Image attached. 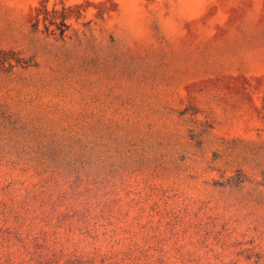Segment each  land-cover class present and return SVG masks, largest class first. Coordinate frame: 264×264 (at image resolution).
<instances>
[{
  "label": "rangeland",
  "instance_id": "obj_1",
  "mask_svg": "<svg viewBox=\"0 0 264 264\" xmlns=\"http://www.w3.org/2000/svg\"><path fill=\"white\" fill-rule=\"evenodd\" d=\"M0 264H264V0H0Z\"/></svg>",
  "mask_w": 264,
  "mask_h": 264
},
{
  "label": "trees",
  "instance_id": "obj_2",
  "mask_svg": "<svg viewBox=\"0 0 264 264\" xmlns=\"http://www.w3.org/2000/svg\"><path fill=\"white\" fill-rule=\"evenodd\" d=\"M66 17H64L63 19H65ZM40 21V18L39 17H37V22H39ZM63 23V22H62Z\"/></svg>",
  "mask_w": 264,
  "mask_h": 264
}]
</instances>
